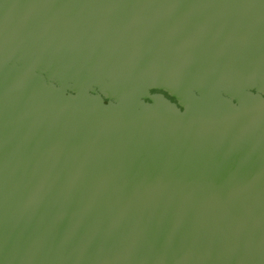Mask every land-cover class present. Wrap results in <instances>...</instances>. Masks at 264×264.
Masks as SVG:
<instances>
[{"label":"water","instance_id":"1","mask_svg":"<svg viewBox=\"0 0 264 264\" xmlns=\"http://www.w3.org/2000/svg\"><path fill=\"white\" fill-rule=\"evenodd\" d=\"M0 264H264V0H0Z\"/></svg>","mask_w":264,"mask_h":264}]
</instances>
